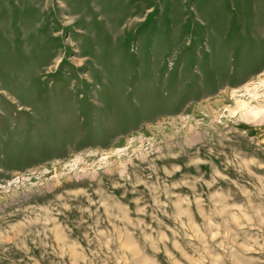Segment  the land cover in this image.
<instances>
[{
  "label": "rangeland",
  "instance_id": "374dc122",
  "mask_svg": "<svg viewBox=\"0 0 264 264\" xmlns=\"http://www.w3.org/2000/svg\"><path fill=\"white\" fill-rule=\"evenodd\" d=\"M257 108L264 0H0V264H264Z\"/></svg>",
  "mask_w": 264,
  "mask_h": 264
},
{
  "label": "bare ground",
  "instance_id": "6f19581e",
  "mask_svg": "<svg viewBox=\"0 0 264 264\" xmlns=\"http://www.w3.org/2000/svg\"><path fill=\"white\" fill-rule=\"evenodd\" d=\"M263 113V112H262ZM261 110L257 109H251L248 114L250 115L251 120L257 119V117H260L259 115L262 114ZM264 114V113H263ZM262 116V115H261ZM249 120V119H248Z\"/></svg>",
  "mask_w": 264,
  "mask_h": 264
}]
</instances>
